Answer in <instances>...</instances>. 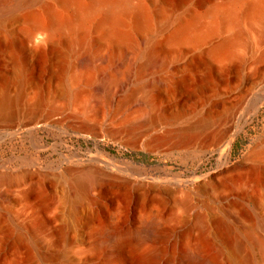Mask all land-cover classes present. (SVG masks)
I'll list each match as a JSON object with an SVG mask.
<instances>
[{
    "label": "rangeland",
    "instance_id": "rangeland-1",
    "mask_svg": "<svg viewBox=\"0 0 264 264\" xmlns=\"http://www.w3.org/2000/svg\"><path fill=\"white\" fill-rule=\"evenodd\" d=\"M12 77L13 71H3L0 65V101L4 93L15 94L9 83ZM196 82L197 88L190 87L179 96V101L185 98L181 104L170 96L156 99V111L163 112L164 120L151 135H145L146 126L140 124L142 135L129 146L121 144L118 134L104 130L110 112L118 106V124L110 129L116 133L128 124L133 110L117 102L99 104L88 123L71 112L56 114L49 124L38 125L36 132L14 122L7 127L0 120V173L19 176L17 184H0L4 208L0 220L5 225L0 230V264H84L86 258H92V264H104L107 232L142 233V224L154 217L159 219V231L168 237L163 245L167 253H182L189 243L212 250L221 245L212 217L232 224L219 228L223 241H232L238 227L245 229L264 218V162L248 160L264 136V103L258 102L264 94V62L257 71H216V76L199 71ZM56 86L54 81L51 87ZM20 108L0 107V114L16 115ZM207 111L211 122L199 129ZM175 115L181 118L168 122ZM167 131L171 133L166 143L144 149ZM109 157L132 166H107ZM97 160L102 176L77 198L61 175L69 166ZM122 181L147 186L144 201L133 189L119 185ZM201 182L207 184V193L194 194Z\"/></svg>",
    "mask_w": 264,
    "mask_h": 264
},
{
    "label": "bare ground",
    "instance_id": "bare-ground-1",
    "mask_svg": "<svg viewBox=\"0 0 264 264\" xmlns=\"http://www.w3.org/2000/svg\"><path fill=\"white\" fill-rule=\"evenodd\" d=\"M263 62L264 0H0V65L3 71H13L7 81L15 88L13 96H1L0 107L22 105L16 115L0 114L7 127L14 122L36 132L38 125L49 124L56 114L70 112L88 123L99 104L117 102L132 108L128 124L116 133L110 129L121 110L118 106L110 112L104 130L118 134L122 145H133L142 135L140 124L146 126L143 133L151 135L164 120L154 101L163 95L178 100L188 88H197L199 71L213 76L216 71H257ZM101 75H105L102 80ZM103 84L108 88L97 87ZM180 100L179 104L185 98ZM258 102L263 105L264 94ZM210 115L207 111L202 116L199 129L210 124ZM179 118L175 115L168 122ZM170 133L156 135L144 149L159 146ZM98 160L64 170L60 178L70 183L76 196L82 197L98 183L102 176ZM248 160L264 162V136ZM104 164L131 165L113 157ZM4 181L17 184L19 176L0 173V184ZM119 185L133 189L142 200L148 190L132 182ZM205 185L198 183L194 194L207 193ZM3 211L0 202V215ZM211 220L221 243L212 246L213 251L189 243L182 253H167L163 245L168 237L159 231V219L154 217L142 224V233L107 232L104 264H264V218L245 229L238 227L232 241H223L219 235V228L226 229L231 222L220 217ZM2 223L0 230L5 228ZM92 261L86 258L84 264Z\"/></svg>",
    "mask_w": 264,
    "mask_h": 264
}]
</instances>
